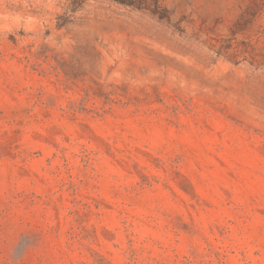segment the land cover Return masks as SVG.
<instances>
[{"label": "rangeland", "instance_id": "374dc122", "mask_svg": "<svg viewBox=\"0 0 264 264\" xmlns=\"http://www.w3.org/2000/svg\"><path fill=\"white\" fill-rule=\"evenodd\" d=\"M0 0V264H264V0Z\"/></svg>", "mask_w": 264, "mask_h": 264}, {"label": "trees", "instance_id": "16d2710c", "mask_svg": "<svg viewBox=\"0 0 264 264\" xmlns=\"http://www.w3.org/2000/svg\"><path fill=\"white\" fill-rule=\"evenodd\" d=\"M87 0H75L74 3V8L73 9H78L80 8L84 2ZM113 2H116L118 4H123V5H137V6H141L142 4L138 3V0H111Z\"/></svg>", "mask_w": 264, "mask_h": 264}]
</instances>
